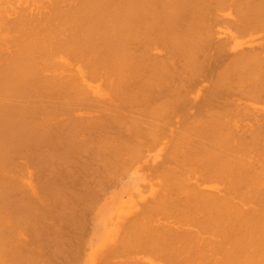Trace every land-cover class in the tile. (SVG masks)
<instances>
[{
  "label": "bare ground",
  "instance_id": "6f19581e",
  "mask_svg": "<svg viewBox=\"0 0 264 264\" xmlns=\"http://www.w3.org/2000/svg\"><path fill=\"white\" fill-rule=\"evenodd\" d=\"M163 137L158 194L99 263L264 264V0H0V264H43L45 244L80 264L42 220L91 212L106 169Z\"/></svg>",
  "mask_w": 264,
  "mask_h": 264
},
{
  "label": "rangeland",
  "instance_id": "374dc122",
  "mask_svg": "<svg viewBox=\"0 0 264 264\" xmlns=\"http://www.w3.org/2000/svg\"><path fill=\"white\" fill-rule=\"evenodd\" d=\"M226 10V11H225ZM227 11H230V10H228V9H223L222 10V12L220 13V15H222L223 17H222V19L224 20L223 22H220L219 24H217V25H219L221 28H224L225 26H227V25H230L231 23V21H229V19H225L226 17L227 18H232V16L231 15H228V16H226V13L225 12H227ZM227 20V21H226ZM230 20H232L233 21V18L232 19H230ZM228 23H230V24H228ZM232 27L233 26H231V29H232ZM234 28V27H233ZM232 30H234V29H232ZM221 35H222V37H223V39L227 36L226 34V32H224L222 29H221ZM224 33V34H223ZM245 33H247V34H245ZM256 34V32L255 31H246V32H243L241 35H240V38H239V40H246V39H249L251 36H253V35H255ZM221 37V38H222ZM255 37H256V35H255ZM230 43H231V41H230ZM244 46H246V45H244ZM155 53H160V51H155ZM153 55H155L154 53H153ZM158 55V54H157ZM200 81H198V83H199ZM199 84H201V83H199ZM199 84H197V86L198 87H200V85ZM202 84H206V80H203L202 81ZM201 84V85H202ZM202 87V86H201ZM193 88V87H192ZM190 89V91H189V93H188V97L190 96V95H192L191 93L193 92L194 93V91H195V89L196 88H194V89ZM202 90V89H201ZM193 96V95H192ZM192 99H190V101H191ZM145 102H147V101H145ZM147 103H145V105H146ZM190 104V103H189ZM148 105V104H147ZM180 106V105H179ZM188 106V105H187ZM187 106H184L185 108L187 107ZM180 108H182V107H180ZM180 108H178L179 110H180ZM190 107L188 106L187 108H186V110H187V112H188V114H192L193 112H192V110H190L189 109ZM179 110H177L178 112H179ZM185 109L183 108L182 109V111H184ZM186 110L184 111L185 112V114H186V116H188V114L186 113ZM189 110V111H188ZM176 111V115L175 114H173V115H175L174 117H173V119L172 120H176L178 117H182L183 118V116H178V112ZM181 111V112H182ZM190 112V113H189ZM95 113V111H93V110H91V109H86V111H80V113H78V115H79V117L80 116H93V115H95L94 114ZM183 113V112H182ZM185 114L183 113V114H180V115H184L185 116ZM77 115V116H78ZM178 116V117H177ZM66 117V115H63V118H65ZM94 117V116H93ZM69 118V117H68ZM84 118V117H83ZM86 119V118H85ZM64 120H66V119H64ZM52 121H54L55 122V119H52ZM52 121H51V124H52ZM55 124V123H54ZM57 125V124H56ZM52 126H55V125H52ZM92 126V125H91ZM90 126V127H91ZM57 127V126H56ZM89 127V126H88ZM96 128V127H95ZM55 129V128H54ZM89 129V128H88ZM94 129V128H93ZM98 129V128H97ZM89 130H91V129H89ZM96 131V130H95ZM94 130H93V132H95ZM85 132V131H84ZM87 132V131H86ZM85 132V133H86ZM84 133V135L86 136V135H89L90 134V132H88L89 134H85ZM59 134V133H58ZM91 134H92V132H91ZM94 134H96V133H94ZM52 136V135H51ZM59 136H60V134H59ZM94 136V135H93ZM49 137H50V135H49ZM53 137V136H52ZM61 137H62V135H61ZM90 137V136H89ZM167 137L168 138H170L169 137V135L167 134L166 135V139H165V137H163V138H161V140L158 142V141H156V143H154V144H149L150 146V148L148 147V146H145L146 148L143 150V152H141V153H144L143 154V156L141 157L140 155L137 157L136 156V161H132V164H126V165H124L123 167V171L121 170V172H122V174H121V172H120V174H119V176L117 175V174H115L116 176L114 177V179L113 178H111L112 177V173L110 174V172H108L109 171V169H106V171H107V178H109V179H111L112 181H110V182H108V180H106L107 178H105V180H104V178H103V175H105L104 174V169L102 168V169H99V170H103V171H101V172H103V173H100V171L98 172V177H100L99 176V173H100V175L102 174V182H103V184H104V181L106 182L105 184H104V186L105 187H103L104 189H102V191L100 192V194L98 195V196H100L101 198H97V200L95 201V203L93 204V206H92V210H91V212H90V210L88 209V211H87V209L86 210H82V209H84V208H82L81 207V209H80V207L78 208V206H80V205H78L77 206V208L78 209H80L81 211H80V218H73V220H70V219H68V217L66 218V217H64V218H62V217H55V212L53 213V211H52V215L54 216V218L55 219H57V221L54 219V218H49V217H53V216H51V214H50V216L49 217H47V218H45V219H43L42 220V222H41V225H42V227L44 228V226H46L45 227V229L48 227L47 226V223L51 226V225H55L58 229H60V231H61V233L63 232V234L65 235H67V239H69V240H67V243L68 244H70V245H72L73 244V246H75V247H73V248H75V249H77V251H78V253L80 252V256L82 257H80V259L79 260H81V261H79L80 262V264H87L88 262V264H93V263H95V264H98L99 263V258H96V254L97 253H99V252H101V254H102V257H104V256H108L111 252H112V250H113V248H114V245L115 244H117L118 243V241H119V237L121 236V233H122V229H124V226H125V224H127V222L126 221H128V219L130 220L131 218L130 217H132L133 216V214H135V212L137 211V210H139V208L140 207H138V206H141L140 204L141 203H143V200H146L145 198H154L155 196H156V193L158 194V191H156L157 190V188H158V186L156 185L157 183H156V181L158 182V184L160 183L159 182V180L158 179H156L157 178V176H156V178H153V177H155L154 175H157L156 173H154V175L152 176V180L150 179L151 178V175H149L148 176V174H150V172L149 171H151L150 170V166H151V168L153 169V165L154 166H156L157 164L156 163H158V164H160L161 163V160H162V156H163V150H161V152H160V149H162V147H163V145L165 144L164 142H166V140H167ZM51 138V137H50ZM59 138L57 137V140H58ZM164 139H165V141H164ZM46 140H47V138H46ZM169 140V139H168ZM55 141V140H54ZM61 140H59V142H60ZM162 141V142H161ZM164 141V142H163ZM44 142V141H43ZM51 142H53V139L51 138V141L49 140V143H51ZM57 142V144H58V141H56ZM44 144V143H43ZM43 144H42V146H43ZM45 144L47 145L48 143H47V141H45ZM53 144H55V143H53ZM57 144H55V146L57 145ZM157 146V147H156ZM51 147V146H50ZM50 147H46V148H50ZM148 147V148H147ZM154 147V149H152ZM161 147V148H160ZM43 148H45L44 146H43ZM45 148V149H46ZM54 148V147H53ZM149 149V150H148ZM88 152V151H87ZM84 152H82L81 154H83ZM89 153V152H88ZM88 153H85L84 155H85V157L87 158L88 157ZM80 154V155H81ZM91 154V153H90ZM146 154V155H145ZM32 155V157H33V154H31ZM77 154H75V156H76ZM79 155V156H80ZM84 155H81V156H84ZM87 155V156H86ZM162 155V156H161ZM80 156V157H81ZM127 156V155H126ZM27 157V158H26ZM68 157L69 158H74L73 157V154H72V157L70 156V155H68ZM68 157H67V159H68ZM77 158H78V156H76ZM89 157H91V156H89ZM88 157V158H89ZM25 158L26 159H28L29 161H30V157L29 156H25ZM30 158V159H29ZM76 158V159H77ZM83 158V157H82ZM134 158H132V159H134ZM153 158H154V160H153ZM18 160V163H20L21 164V161H19V159H21L20 157H18L17 158ZM22 159H23V157H22ZM33 159V158H32ZM31 159V160H32ZM81 159V158H80ZM141 161H140V160ZM74 160H75V158H74ZM79 160V159H78ZM85 160V159H84ZM83 160V161H84ZM88 160V159H87ZM90 160H91V158H90ZM89 160V161H90ZM142 160H147V163L145 162V161H142ZM151 160H153V161H155V163H153V161H152V163H151ZM23 161H25L24 159H23ZM68 161V160H67ZM66 161V162H67ZM75 161H77V160H75ZM53 162V161H52ZM65 162V163H66ZM74 162V161H73ZM72 163V162H71ZM71 163H69V164H71ZM75 164V166H76V162H74ZM52 164V163H51ZM79 164V163H78ZM148 164V165H147ZM150 164V165H149ZM153 164V165H152ZM53 165V164H52ZM55 165H57V163L55 164ZM54 165V167H56ZM73 165V163H72V166L71 167H73L74 166ZM122 165V164H121ZM131 165V166H130ZM65 166V165H64ZM63 166V167H64ZM67 166H68V164H67ZM75 166L73 167V169H71L70 167V169L72 170H70L71 171V174H70V177H69V175L68 176H66V177H69V179L70 178H72V177H75V176H73L72 175V172H73V174H75V175H77V173H78V175H80V177L77 175V177H75L76 179H78V178H82L81 177V174H79L80 172V168L78 167V166H76V168L78 167V169H77V173H76V170L74 169L75 168ZM125 166H126V172H124L125 171ZM147 166H149V167H147ZM50 167H51V165H50ZM60 168H61V166H59ZM63 167L61 168V169H63ZM128 167V168H127ZM131 167V168H130ZM136 168V169H135ZM56 168H52L51 169V172H52V170H55ZM58 170H60L59 168H57ZM68 169V168H67ZM120 169H122V168H120ZM48 170H50V168H48ZM69 170V169H68ZM67 170V171H68ZM61 171V170H60ZM63 171V170H62ZM70 171H68L69 173H70ZM98 171V170H97ZM96 171V172H97ZM119 171V170H118ZM48 172V177H50V176H52V175H50V171H47ZM57 171L55 170V173H56ZM123 172H124V174H123ZM152 172V171H151ZM154 172H155V168H154ZM54 173V174H55ZM58 173H59V171H58ZM83 173V172H82ZM118 173V172H117ZM52 174V173H51ZM57 174V173H56ZM84 174V173H83ZM82 174V175H83ZM109 175H111V177H109ZM63 177L62 176V178H61V182H63L64 183V185H67V184H69V182H70V185L72 184V186H73V184L74 185H76L75 187L73 186H70L71 188H73L72 190H74L76 187H77V185L78 184H76L77 182L76 181H78V180H76V179H70V181H67L66 179H68V178H66V177ZM118 176V177H117ZM45 176H43V178H44ZM47 177V178H48ZM104 177H106V176H104ZM46 178V177H45ZM46 178V179H47ZM66 178V179H65ZM68 179V180H69ZM100 179V180H101ZM62 180H66L68 183H66V181L64 182V181H62ZM73 181H74V183H73ZM80 181V180H79ZM66 183V184H65ZM101 183V182H100ZM140 183H141V185H140ZM146 183V184H145ZM156 183V184H155ZM80 184V183H79ZM91 184V183H90ZM102 183H101V185H103ZM145 184V185H144ZM92 185V184H91ZM111 185V186H110ZM80 186V185H79ZM144 186H147V188L146 189H143L144 188ZM69 189H71L69 186H67ZM109 187V188H108ZM157 187V188H156ZM78 190H80V188H77ZM78 190H76V191H78ZM145 190V192H143ZM151 191L153 192V194L151 193ZM155 192V193H154ZM101 193H102V196H101ZM142 193V194H141ZM134 194H135V197H134ZM147 194L149 195V194H152V195H149V196H147ZM146 195V196H145ZM143 196H145V198H143ZM141 199V200H140ZM134 200H138L137 202H138V205H137V203L134 201ZM135 202V203H134ZM98 203V204H97ZM77 204V203H76ZM76 204H74L75 206H76ZM79 204V203H78ZM95 204H96V206H95ZM121 205V206H120ZM74 206V207H75ZM98 206V207H97ZM73 209H75L76 210V208H73ZM110 209V210H109ZM115 209V210H114ZM136 210V211H135ZM84 211H87V212H84ZM129 211H130V213H129ZM66 212V214L67 213H69V211L68 210H66L65 211ZM64 212V213H65ZM75 212V211H74ZM74 212H73V214H74ZM83 212V213H82ZM128 212V213H127ZM89 213V214H88ZM82 214V215H81ZM83 214H85V216H86V218H88L87 220H89V221H87L86 220V218H85V216H83ZM87 214V215H86ZM108 214V215H107ZM68 215V214H67ZM70 215H72V214H70ZM128 215V216H127ZM129 215H131L130 217H129ZM76 216V215H75ZM83 218H82V217ZM110 216V217H109ZM77 217V216H76ZM127 217H128V219H127ZM63 221H62V220ZM127 219V220H126ZM54 220H55V222H54ZM80 220H81V222H80ZM123 220H126L125 221V223H124V221ZM78 221V222H77ZM43 222H45V223H43ZM52 222V223H51ZM54 222V223H53ZM58 223V225H57V223ZM65 224H64V223ZM67 222H68V224H67ZM75 222V223H74ZM90 222V223H89ZM105 222V223H104ZM71 223H72V225H71ZM74 223V224H73ZM60 224V225H59ZM80 224V225H79ZM87 224V225H86ZM78 225H79V227H78ZM85 227H84V226ZM62 226H63V228H62ZM70 226V227H69ZM71 226H73V228L71 227ZM78 227V229L77 228H75V227ZM82 226V227H81ZM61 227V228H60ZM81 227V228H80ZM89 227V228H88ZM84 228H86V229H84ZM67 229V230H66ZM120 229V230H119ZM73 232H72V231ZM79 230V231H78ZM83 230H85V231H83ZM89 230V231H88ZM108 230V231H107ZM117 231H120V232H118L117 233ZM82 233H85L84 235L82 234ZM95 233V234H94ZM77 234V235H76ZM117 234V235H116ZM65 235V236H66ZM72 235V236H71ZM86 235V236H85ZM88 235V236H87ZM98 235V236H97ZM76 236V237H75ZM75 238H77V239H75ZM91 238V239H90ZM73 242V243H72ZM91 244H90V243ZM75 243H77V244H75ZM80 243H82V245L80 244ZM41 244V243H40ZM44 244V243H43ZM104 244H108L109 246L108 247H105V248H102L101 250H100V247L102 246V245H104ZM37 245V244H36ZM46 245V244H45ZM45 245H43L44 247H42L41 249H40V245H39V248H36L37 250L35 251V253L38 255V253H39V255H40V257L39 258H41L43 261H41L40 260V263H45V264H51V262H52V264H59L58 262H61V260L59 259V258H57L56 259V257H58L57 255H59L60 254V247H57L58 248V250H57V248H54V247H52L53 249H50L47 245L45 246ZM64 245V244H63ZM36 247H38V245L36 246ZM45 247L47 248V250H48V252L49 253H47L46 252V250H45V253L43 252V250L45 249ZM69 249H71L72 247H68ZM38 249H39V251L40 250H42V252L40 253L39 251H38ZM87 249V250H86ZM89 249V250H88ZM106 251H105V250ZM51 250V251H50ZM53 251H54V253H53ZM57 251H58V254H57ZM96 251V252H95ZM84 252V253H83ZM53 253V254H52ZM92 253V254H91ZM41 254H42V257H41ZM46 254V255H45ZM51 254V255H50ZM48 255V256H47ZM50 255V256H49ZM93 255V256H92ZM132 255V254H131ZM43 256H44V258H43ZM92 256V257H91ZM128 256H130V254H127V255H117L116 257H114V256H112V260L114 261H119V260H121V259H123V258H126V257H128ZM51 259H50V258ZM54 257V258H53ZM60 257V256H59ZM62 257V256H61ZM84 257V258H83ZM85 257H86V259H88V260H86L85 261ZM90 257V258H89ZM102 257H101V259H102ZM109 258H111V257H109ZM47 261H46V260ZM52 259H53V261H52ZM56 259V260H55ZM61 259H63V257L61 258ZM90 259V260H89ZM59 260V261H58ZM98 260V261H97ZM56 261H58V262H56ZM47 262V263H46ZM54 262V263H53ZM87 262V263H86ZM62 263V262H61ZM99 264H101V263H99Z\"/></svg>",
  "mask_w": 264,
  "mask_h": 264
}]
</instances>
